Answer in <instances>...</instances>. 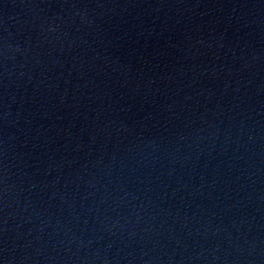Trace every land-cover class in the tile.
<instances>
[{"label":"water","instance_id":"water-1","mask_svg":"<svg viewBox=\"0 0 264 264\" xmlns=\"http://www.w3.org/2000/svg\"><path fill=\"white\" fill-rule=\"evenodd\" d=\"M0 264H264V0H0Z\"/></svg>","mask_w":264,"mask_h":264}]
</instances>
